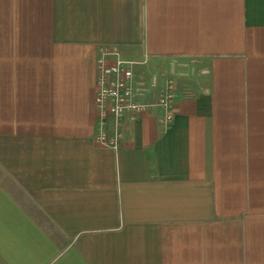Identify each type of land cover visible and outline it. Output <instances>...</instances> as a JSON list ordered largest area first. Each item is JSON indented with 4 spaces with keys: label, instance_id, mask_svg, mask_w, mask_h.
<instances>
[{
    "label": "crops",
    "instance_id": "1",
    "mask_svg": "<svg viewBox=\"0 0 264 264\" xmlns=\"http://www.w3.org/2000/svg\"><path fill=\"white\" fill-rule=\"evenodd\" d=\"M109 45L139 102L174 82L116 151ZM0 264H264V0H0Z\"/></svg>",
    "mask_w": 264,
    "mask_h": 264
},
{
    "label": "built area",
    "instance_id": "2",
    "mask_svg": "<svg viewBox=\"0 0 264 264\" xmlns=\"http://www.w3.org/2000/svg\"><path fill=\"white\" fill-rule=\"evenodd\" d=\"M148 58L142 60H124L117 46H103L96 58L94 142L116 151L123 137L122 124L134 121L137 115L149 108H158L162 112L160 122L168 125L173 120L172 102L174 86L165 80L160 92L151 103H141L142 90L135 83L134 69L147 65ZM151 85H156V77L151 78Z\"/></svg>",
    "mask_w": 264,
    "mask_h": 264
},
{
    "label": "rangeland",
    "instance_id": "3",
    "mask_svg": "<svg viewBox=\"0 0 264 264\" xmlns=\"http://www.w3.org/2000/svg\"><path fill=\"white\" fill-rule=\"evenodd\" d=\"M141 82H142V84H144L145 81L141 78ZM173 86H174V82H173Z\"/></svg>",
    "mask_w": 264,
    "mask_h": 264
}]
</instances>
